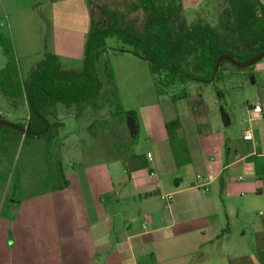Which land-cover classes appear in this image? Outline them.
<instances>
[{"label":"crops","instance_id":"crops-1","mask_svg":"<svg viewBox=\"0 0 264 264\" xmlns=\"http://www.w3.org/2000/svg\"><path fill=\"white\" fill-rule=\"evenodd\" d=\"M39 1L54 9L48 53L64 71L81 70L91 0ZM183 7L187 15L203 9L212 26L225 21L224 0H183ZM224 72L222 78L236 86L238 71L226 66ZM263 74L261 60L250 75L260 85L258 98L247 101L238 119L230 106L227 112L220 105L216 117L203 104V130L195 116L186 130L179 118H165L157 108L146 139L153 152L105 153L99 161L74 165L68 176L63 168L60 176L50 170L45 186L31 184L16 200L9 232L14 246L0 249V264H264ZM224 94L218 93L220 99ZM257 104L259 113L253 111ZM176 119L189 149L187 165L176 164L166 131ZM165 194L174 195L172 204L161 199Z\"/></svg>","mask_w":264,"mask_h":264},{"label":"rangeland","instance_id":"rangeland-1","mask_svg":"<svg viewBox=\"0 0 264 264\" xmlns=\"http://www.w3.org/2000/svg\"><path fill=\"white\" fill-rule=\"evenodd\" d=\"M19 1L21 2L15 3L12 0L8 6V0H0V34L12 45L19 74L21 79L26 80L34 64L42 60L44 52L54 48L52 41L54 9L48 4L44 5L42 1L38 3L34 0ZM108 4L110 8L124 11L129 1L109 0ZM192 15L195 20L203 18V9L196 14H186L189 23L195 21ZM39 17L42 20L41 24L37 20ZM40 28L43 30V36ZM106 47V52L97 62V72L103 82H106L108 78L105 70L109 63L114 73L112 88L117 90L122 109L124 111L134 109L140 113L143 126L137 140L133 142L130 138L123 115L112 116L117 101L116 96L111 94L112 88L108 85L105 86L104 93L107 91L109 93L103 100H99L102 106H88L79 117H76L72 110H63L60 108L61 105L49 109L63 122L64 127L52 141L48 156L44 137L28 138L12 128L0 127V249L7 252L12 245L14 246L9 232L14 208L17 206L16 200L23 199L28 194L31 184L45 186L53 177L50 175L51 171L60 176L63 168L67 175V170L74 165L99 161L105 153L107 157H114L119 155V151L120 156H123L124 152L138 153L142 156L153 152L146 139L151 129L152 113L155 114L157 108L165 118H179L186 130L189 119L195 116L203 130L205 108L217 117L220 115V105L224 106L227 112L230 106L233 117L238 119L242 111L247 109V101L255 102L258 98L260 85L254 86L250 80L252 70H255L257 64L255 67L241 70L228 66L239 73L233 80L236 86L231 85L232 82H228L226 77L222 78L225 74L223 70L220 80L208 86L196 82L175 85L166 89L165 95L159 96L146 61L129 52H123L122 48L125 46L116 38L108 39ZM125 48L130 49L127 46ZM6 62L0 46V70L5 67ZM261 80H264V74ZM222 91L225 93V99L218 96ZM185 93V98L174 100V97ZM0 113L5 120L13 124L20 122L26 124L29 116L24 101L19 109L15 108L12 100L5 97L1 91ZM60 178L57 181H60Z\"/></svg>","mask_w":264,"mask_h":264},{"label":"trees","instance_id":"trees-1","mask_svg":"<svg viewBox=\"0 0 264 264\" xmlns=\"http://www.w3.org/2000/svg\"><path fill=\"white\" fill-rule=\"evenodd\" d=\"M109 0L90 1V32L85 43L82 69L67 75L59 58L46 52L35 64L26 80L21 79L18 63L12 45L0 34V46L7 59L0 70V91L12 100L15 108L22 102L28 108L26 124L15 123L34 133H45L47 155L52 141L64 127L56 117L50 122L51 107L72 110L81 116L88 106L101 107L109 91L105 86L114 87V73L109 63L106 67L108 80L103 82L97 72V62L106 52V42L116 38L125 47L123 52L146 61L153 76L157 94L163 96L166 89L175 85L196 82L208 86L220 80L222 72L230 62L224 60L215 73L218 59L229 56L245 63L264 51V0H224L222 12L225 21L212 26L203 18L189 23L183 7V0H128L124 11L110 8ZM252 68V67H251ZM215 78L212 81V77ZM116 96L112 116L123 115L130 138L135 142L140 133L138 112L124 111ZM186 93L174 100L183 99ZM221 117L228 124L226 113L221 107ZM55 115V114H54ZM178 119L166 123V131L176 164L191 162L187 143L178 135ZM35 138L34 136H26Z\"/></svg>","mask_w":264,"mask_h":264},{"label":"water","instance_id":"water-1","mask_svg":"<svg viewBox=\"0 0 264 264\" xmlns=\"http://www.w3.org/2000/svg\"><path fill=\"white\" fill-rule=\"evenodd\" d=\"M264 58V51L257 57H255L254 59L250 60V61H247L245 63H240L239 61L229 57V56H222L218 59V62H217V65H216V68H215V73H217L219 71V67H220V64L226 60L228 62H230L231 64L235 65L236 67L238 68H249V67H252L253 65L259 63L262 59ZM67 75H73V72L71 71H67L66 72ZM215 78V74L213 75L212 77V81L214 80ZM0 127H9V128H12L16 131H19L21 132L24 136H34V137H39L41 135H43L45 133V131L41 132V133H34V132H31L27 129V127H21L17 124H13L7 120L4 119V117L2 115H0Z\"/></svg>","mask_w":264,"mask_h":264},{"label":"built area","instance_id":"built-area-1","mask_svg":"<svg viewBox=\"0 0 264 264\" xmlns=\"http://www.w3.org/2000/svg\"><path fill=\"white\" fill-rule=\"evenodd\" d=\"M253 111L255 113L261 112V105L260 104L255 105L254 108H253ZM245 139L246 140H251L252 136L248 135V136L245 137ZM148 156L151 159V155L149 154ZM160 197H161V199L163 201L167 202L169 205L172 204L173 201H174V195L173 194H165V195H161Z\"/></svg>","mask_w":264,"mask_h":264}]
</instances>
